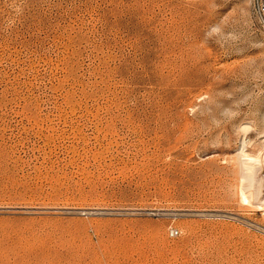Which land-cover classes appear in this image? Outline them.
<instances>
[{"label":"rangeland","instance_id":"obj_1","mask_svg":"<svg viewBox=\"0 0 264 264\" xmlns=\"http://www.w3.org/2000/svg\"><path fill=\"white\" fill-rule=\"evenodd\" d=\"M252 2L0 0V264H264Z\"/></svg>","mask_w":264,"mask_h":264},{"label":"bare ground","instance_id":"obj_2","mask_svg":"<svg viewBox=\"0 0 264 264\" xmlns=\"http://www.w3.org/2000/svg\"><path fill=\"white\" fill-rule=\"evenodd\" d=\"M255 138V137H254ZM248 155V153L246 152V151H239L238 152V155H237V159H240L242 162L241 163H243V166L242 167H244V174H243V172H242V175H243V195H244V197L245 198H247V200H249V201H251V200H253L252 198H256L257 196H258V194L256 193V192H254L253 190L251 191V189H250V187L249 188H247L246 187V185L250 182H252L253 183V179L254 180H256L255 178H253L252 179V176H254V174H256V178H257V173H261L260 171V165H259V168H257V166H256V163L255 162H257V160L255 161L254 159H252V158H249L250 156H247ZM247 156V157H246ZM260 161H258V163H259ZM260 164V163H259ZM263 164V163H262ZM264 165V164H263ZM263 165H262V167L261 168H263ZM263 171V170H262ZM263 173V172H262ZM255 177V176H254ZM252 179V180H251ZM258 181V180H257ZM256 181V182H257ZM251 183V185H253ZM264 184V183H263ZM250 185V186H251ZM255 185V184H254ZM262 186V185H261ZM263 189V188H262ZM257 199V198H256ZM246 200V199H245ZM246 200V201H247Z\"/></svg>","mask_w":264,"mask_h":264},{"label":"built area","instance_id":"obj_3","mask_svg":"<svg viewBox=\"0 0 264 264\" xmlns=\"http://www.w3.org/2000/svg\"><path fill=\"white\" fill-rule=\"evenodd\" d=\"M252 6L254 11L257 13V15L260 17L262 22L264 23V0H253ZM172 236H177L179 234L178 229L171 230Z\"/></svg>","mask_w":264,"mask_h":264}]
</instances>
